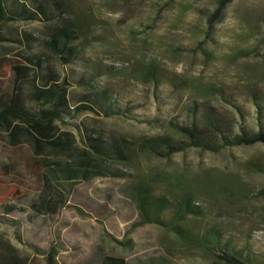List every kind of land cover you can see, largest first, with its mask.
Returning <instances> with one entry per match:
<instances>
[{"label": "rangeland", "instance_id": "1", "mask_svg": "<svg viewBox=\"0 0 264 264\" xmlns=\"http://www.w3.org/2000/svg\"><path fill=\"white\" fill-rule=\"evenodd\" d=\"M64 1L67 11L53 21L0 25L7 38L32 34L40 51L61 26L78 22L85 45L70 64L47 52L43 73L24 67L31 75L17 82L13 67L28 45L0 42V101L18 92L32 110L60 114L43 128L0 123V205L27 209L8 215L0 207V257L47 264L45 254L55 251L58 264H237L232 256L264 264V144L217 153L190 148L169 157L136 153L125 177L74 185L58 184L41 169L42 160L80 153V130L137 148L185 124L194 108L199 116L210 106L236 114L237 104L246 123H256L259 110L264 118V0H230L223 9L220 0ZM51 70L61 87L56 97L47 83ZM95 90L136 109L108 117L76 111L79 95ZM139 183L170 200L163 220L181 224L188 239L171 227L137 225L142 219L130 190ZM56 196L64 205L55 212L47 206ZM216 231L219 250L207 245Z\"/></svg>", "mask_w": 264, "mask_h": 264}, {"label": "trees", "instance_id": "2", "mask_svg": "<svg viewBox=\"0 0 264 264\" xmlns=\"http://www.w3.org/2000/svg\"><path fill=\"white\" fill-rule=\"evenodd\" d=\"M230 0H220L219 9L225 8ZM67 4L64 0H0V25H7L17 21H43L50 22L62 17L67 11ZM81 23H70L61 26L53 37L45 40V50H34L35 37L26 33L23 36L12 34L10 37L0 34V42L27 43L28 54H19L18 66H14L15 81L24 80L30 77L28 68L41 70L49 59L47 52L57 54L59 60L64 64H70L80 58L84 44L82 40ZM47 75V83H52L57 88L52 96H57L60 90L56 72L51 70ZM78 112H94L99 116L133 114L134 109L124 108L119 104L115 96L105 90L83 92L79 95ZM257 108H260L258 101L254 100ZM237 108L236 114L214 111L210 106L205 109L202 116H199V109L194 108L188 114V121L185 124H178L173 131L167 134L145 139L135 146L128 140H108L105 137L91 132H83L84 148L80 153L70 152L69 157L45 159L41 162L43 173L56 183L74 185L81 182H88L99 177L123 178L125 167L131 164L136 153L154 154L169 157L175 153L194 148L208 152H220L222 149L234 146H251L264 144V118L263 111L259 109L260 117L256 123H246L244 119L247 114L242 106L234 104ZM235 113V112H234ZM60 118L59 113L44 114L42 111L32 110L24 101L21 94L16 92L13 96L0 101V123L21 121L30 127L43 128L47 123ZM86 133V134H85ZM260 169V168H259ZM263 171V170H261ZM18 176V174H17ZM133 197L141 215L142 224H159L164 227H171L181 238L188 239L189 235L181 224L170 223L163 220V215L170 208V200L165 196H156L147 183H139L132 187ZM19 194V193H17ZM48 209L55 212L61 205H64L61 198L56 196ZM190 206L189 200L185 202V210ZM2 213L12 214L16 211H26L16 203H1ZM33 209L36 214H43L44 207L34 203ZM178 210L175 216H179ZM222 234L216 231L208 240V246L219 250L222 244ZM46 255L47 264H58L55 251ZM237 264H244L237 256H232ZM111 264H126L120 259H111ZM0 264H28L21 258H2ZM128 264V263H127Z\"/></svg>", "mask_w": 264, "mask_h": 264}]
</instances>
